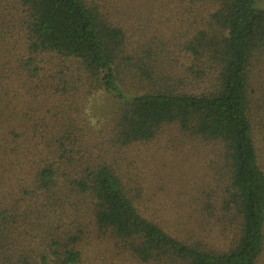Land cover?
<instances>
[{
    "label": "trees",
    "instance_id": "obj_1",
    "mask_svg": "<svg viewBox=\"0 0 264 264\" xmlns=\"http://www.w3.org/2000/svg\"><path fill=\"white\" fill-rule=\"evenodd\" d=\"M180 1L205 11L200 24L179 45L191 59L188 75L197 73L206 85L199 92L185 88V76L173 74L160 77L161 85L144 86L143 77L150 79L149 72L155 69L145 63L147 68L141 66L137 77L143 90L129 93L125 88V31L91 0H17L28 52L21 63L28 67L29 76L42 73L43 87L36 83L37 91L42 92L44 102L56 105V120L61 100L87 99L100 91L114 96L120 103L110 124L114 147L153 141L170 126L216 146L214 165L223 174L220 200L232 234L225 247L212 246L203 237L170 234L145 218L119 175L106 162L90 163L89 159L78 172L72 171L74 177L65 179L70 193L90 199L89 220L98 240L139 264H264V118H256L264 108V93L259 94L256 85L261 83L259 71L264 68V2ZM145 6L136 9L141 20L146 17ZM45 56L62 64L45 71L36 65L38 57ZM13 101L14 97L0 94V134L8 133L12 139L18 133L28 135L26 123L41 107L40 102H31L17 116ZM51 119L54 125L49 136L61 144L56 153L64 154L63 140L73 138V131L69 124L56 129ZM59 162L53 154L37 173L40 190L54 198L59 192L55 189L62 170ZM78 233L80 229L77 235L66 233L71 246L65 245L62 264L80 262L79 244L72 246L80 239ZM53 244L59 246L55 240ZM0 264H47V260L22 251L16 261L0 257Z\"/></svg>",
    "mask_w": 264,
    "mask_h": 264
},
{
    "label": "rangeland",
    "instance_id": "obj_2",
    "mask_svg": "<svg viewBox=\"0 0 264 264\" xmlns=\"http://www.w3.org/2000/svg\"><path fill=\"white\" fill-rule=\"evenodd\" d=\"M91 1L111 23L125 31V57H128L124 62L125 88L129 93L143 90L137 77L145 63L155 69L150 70V79L143 77L144 86L161 85L160 77L173 74L185 76L186 89L199 92L206 87L200 75H188L186 68L191 65V59L179 46L200 24L201 14L205 12L201 6L191 7L188 1L180 0ZM140 4L146 5V17L142 20L136 12ZM21 19L17 0H0V94L14 97L17 116L31 102L41 104L39 114L26 123L28 135L18 133L12 139L8 133L0 134L1 260L10 256L16 261L22 251H28L32 257H45L47 264H62L65 245L71 246L66 233L77 235L80 229V239L76 238L72 245L79 244L78 264H139L128 254L114 252L112 245L98 240L89 220L90 199L67 189L65 178L74 177L72 171L78 172L89 159L90 163L106 162L119 175L145 218L160 224L170 234L203 237L212 246L225 247L232 234L224 220L226 208L220 200L223 174L214 165L216 146L170 126L153 141L122 149L114 147L110 141V124L120 103L103 91L87 99L61 100L56 120L57 108L53 110L56 105L44 102L42 92L37 91L43 87L42 73L29 76L28 67L21 63L28 53ZM38 60L36 65L40 64L45 71L62 64L53 56ZM259 73L261 83L256 85L261 94L264 68ZM34 95L38 98H33ZM263 112L257 120L264 118ZM52 117L56 129L69 124L73 131V138L63 140L62 148L67 149L64 154L56 153L61 144H57L55 136H49L54 125ZM42 123L46 126L50 123V127ZM258 138L261 141L260 133ZM53 154L62 164L59 184L55 187L59 190L58 198L46 195L37 183L38 169ZM54 240L59 246L53 244Z\"/></svg>",
    "mask_w": 264,
    "mask_h": 264
}]
</instances>
